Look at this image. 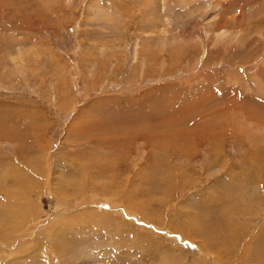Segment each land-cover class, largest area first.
I'll return each instance as SVG.
<instances>
[{
  "label": "rangeland",
  "instance_id": "374dc122",
  "mask_svg": "<svg viewBox=\"0 0 264 264\" xmlns=\"http://www.w3.org/2000/svg\"><path fill=\"white\" fill-rule=\"evenodd\" d=\"M0 229V264H264V0H0Z\"/></svg>",
  "mask_w": 264,
  "mask_h": 264
},
{
  "label": "bare ground",
  "instance_id": "6f19581e",
  "mask_svg": "<svg viewBox=\"0 0 264 264\" xmlns=\"http://www.w3.org/2000/svg\"><path fill=\"white\" fill-rule=\"evenodd\" d=\"M26 182H27V179H26ZM18 183L20 184L19 188H9L8 189V191L6 193V195H8V196L6 197V203L4 204V208L6 210V213L13 214L22 220H26V219L30 218L31 216H33L29 210L39 211V209L36 208V205H35V207H33V204H31L29 201H25L23 203L24 205H22V206L19 205V204H22V200L26 199V197L30 194L29 192H31L32 189L29 187V184L27 185V183H24V184L22 182H18ZM16 200H18V202H16ZM62 219H64L63 223H59L58 220L57 221L55 219L54 220H55V222H58L56 224H58L59 226H63V225L71 226V224L74 223L71 220V218L67 215H63ZM55 225H53V228H55ZM42 226L43 225L41 223L37 224L38 228H42ZM18 229H19V227L16 228V231ZM0 230L2 231V229H0ZM51 231H52V228L48 229L47 225H46V227L43 226V234H41L39 231V233L41 234V239H43L45 243L49 242V245H52L50 243L52 240V235L50 234ZM2 234H4V233H2ZM28 238L30 239V237H28ZM50 262H53V261H50ZM85 263H87V261H85Z\"/></svg>",
  "mask_w": 264,
  "mask_h": 264
}]
</instances>
